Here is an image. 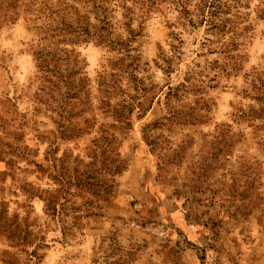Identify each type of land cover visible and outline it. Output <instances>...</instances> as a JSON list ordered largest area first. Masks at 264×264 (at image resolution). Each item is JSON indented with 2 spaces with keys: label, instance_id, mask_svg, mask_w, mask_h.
<instances>
[{
  "label": "rangeland",
  "instance_id": "obj_1",
  "mask_svg": "<svg viewBox=\"0 0 264 264\" xmlns=\"http://www.w3.org/2000/svg\"><path fill=\"white\" fill-rule=\"evenodd\" d=\"M59 1L0 0V264H264V0Z\"/></svg>",
  "mask_w": 264,
  "mask_h": 264
},
{
  "label": "trees",
  "instance_id": "obj_2",
  "mask_svg": "<svg viewBox=\"0 0 264 264\" xmlns=\"http://www.w3.org/2000/svg\"><path fill=\"white\" fill-rule=\"evenodd\" d=\"M73 2L77 5L80 3V0ZM59 3L64 4V7H60V11L51 12L50 10V16H55V20H51L56 27L52 31L51 38L55 36L68 38V42L74 45L95 40L100 44H106L114 50H128L127 45L125 46L124 43L114 40L112 37L113 26L109 18V13L111 12V5L119 4L118 0H85L84 5L90 8L85 16H81L78 9L72 4L60 1ZM230 8L232 6L227 0H202L197 6V17L200 19L198 24L208 27V34L211 30L221 28L222 25L230 20L227 18L230 15ZM72 14L76 18L74 21ZM133 33V31H129L130 36H133ZM53 51L51 50V52L47 53V57H50L52 53H67L63 49ZM39 56H42V54H39Z\"/></svg>",
  "mask_w": 264,
  "mask_h": 264
}]
</instances>
